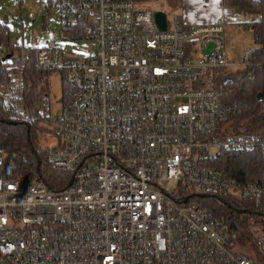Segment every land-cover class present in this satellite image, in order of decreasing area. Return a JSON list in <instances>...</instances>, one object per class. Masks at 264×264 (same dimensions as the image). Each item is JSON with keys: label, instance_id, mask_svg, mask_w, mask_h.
Wrapping results in <instances>:
<instances>
[{"label": "built area", "instance_id": "1", "mask_svg": "<svg viewBox=\"0 0 264 264\" xmlns=\"http://www.w3.org/2000/svg\"><path fill=\"white\" fill-rule=\"evenodd\" d=\"M60 8L61 31L37 47L35 65L41 81L58 72L70 97L52 116L28 111L13 72L0 101L8 119L48 129L46 157L73 179L51 187L16 176L0 146V264H254L235 250L221 218L189 195L260 194L264 209L262 182L213 163L220 149L262 138L215 130L212 71L230 65L226 14L194 25L166 15L160 30L155 9L132 0H62ZM68 38H91L96 49L69 55L59 44ZM250 58L248 50L241 67ZM27 61L25 54L20 67ZM254 65L262 70L264 59Z\"/></svg>", "mask_w": 264, "mask_h": 264}, {"label": "trees", "instance_id": "2", "mask_svg": "<svg viewBox=\"0 0 264 264\" xmlns=\"http://www.w3.org/2000/svg\"><path fill=\"white\" fill-rule=\"evenodd\" d=\"M61 1V0H59ZM141 5L152 0H132ZM226 6H234L241 13L260 14L262 19L248 23L249 28L254 29L255 41L260 47H253L251 63L246 67L236 69L229 74H219L212 71L213 87L219 91V110L221 111L215 129L220 134L227 132H253L260 134L261 139L255 141L249 148L244 149H220L213 163L223 166L228 174L240 180H259L264 184V68L257 70L255 61H262L264 57V0H222ZM53 4V3H52ZM7 25L0 20V42L8 35ZM9 44V42H8ZM9 58L0 56V84L8 83L11 74L6 66L17 65L20 67L23 55H29L26 67L22 69V86L24 91L25 105L28 111L38 113L34 98L37 94L34 83L37 75L35 65V52L37 47L10 45ZM17 69V68H16ZM35 75L34 81H30ZM64 84V83H63ZM44 89V88H43ZM46 86L44 90H47ZM71 87L63 85L65 102L70 97ZM232 107V110L229 108ZM5 107L0 101V146L8 152L13 151L11 156L15 162L14 174L26 178L38 176L51 187H62L67 184L71 171L55 168L46 157L48 146H41L38 141V133L43 129L37 121L15 120L16 124L7 123ZM12 120V119H9ZM244 123V129L239 130V123ZM231 123L232 128L228 125ZM37 155L40 163L37 167ZM208 196H197L193 193L191 197L198 200L206 207L212 216H219L225 225V230L230 234L236 251L245 254L254 264H264V242L257 249L252 241L249 246L247 238L250 231L247 223L261 225L264 231V209H258L256 202L262 203L260 194L248 196H235L226 192H210ZM220 198H223L222 201ZM230 203V205L228 204ZM237 209H248L249 212H239ZM252 219V223H251ZM255 221V222H254ZM249 224V225H250ZM247 226V227H246ZM242 239V251L237 243Z\"/></svg>", "mask_w": 264, "mask_h": 264}, {"label": "rangeland", "instance_id": "3", "mask_svg": "<svg viewBox=\"0 0 264 264\" xmlns=\"http://www.w3.org/2000/svg\"><path fill=\"white\" fill-rule=\"evenodd\" d=\"M61 1L0 0V20L4 22L9 29L8 35L0 42V56L2 58H9L11 44L40 47L44 45L47 40L58 37L61 31ZM141 5L151 6L155 10H164L168 19H170L172 15H179L178 0H152L151 2ZM248 19L249 14L241 13L238 10L229 13L228 22L225 25V46L227 60L230 61L231 64L227 66L224 71H218L217 73L227 75L234 72L237 68L240 69V62L245 52L251 50L253 47H260L254 39V29L247 26L248 23H250ZM59 44L64 49L65 53L73 56L87 55L96 49L95 41L91 38H68L59 40ZM13 66L14 65L10 64L6 66L8 73L13 76V72H19L23 80V68L19 67L16 69ZM36 78L37 79H35L34 75L30 80L34 81L35 79L34 83L37 89V94L34 98L35 107L41 115H45L48 110L49 114L52 116L60 110L63 103L64 84L61 76L58 72L54 71L49 73L46 81H41L39 76ZM3 84L4 83H1L0 87ZM46 86L48 89L44 90ZM228 125L232 128L231 123ZM242 129H244V123L241 122L239 123V130ZM53 139V136H51V133L45 126L43 129L41 128L38 133V141L41 146L51 144ZM9 155L10 157H14L15 153L9 150ZM252 222L251 219V223ZM247 224L250 229V231H248V236L252 234L251 239L247 238L248 245L250 246L252 241L253 246L260 249L264 242V231L261 225L258 223H255V225L250 223ZM241 242L242 239L240 244L237 243L239 245L237 247L240 251L244 250Z\"/></svg>", "mask_w": 264, "mask_h": 264}, {"label": "crops", "instance_id": "4", "mask_svg": "<svg viewBox=\"0 0 264 264\" xmlns=\"http://www.w3.org/2000/svg\"><path fill=\"white\" fill-rule=\"evenodd\" d=\"M178 4H179V15L187 25L214 23L217 21V19L220 17L222 13L226 14L224 31H225V25L228 22L229 13L238 10L234 6L224 5L222 3V0H178ZM158 10H162V9H158ZM261 19L262 16L260 14L251 13L249 14L248 22H255ZM249 51H251L252 54V50ZM229 63L231 64L230 61Z\"/></svg>", "mask_w": 264, "mask_h": 264}, {"label": "water", "instance_id": "5", "mask_svg": "<svg viewBox=\"0 0 264 264\" xmlns=\"http://www.w3.org/2000/svg\"><path fill=\"white\" fill-rule=\"evenodd\" d=\"M154 20L156 23V26L158 29L160 30H165L167 27V21H166V12L163 10H155L154 11ZM212 44H210L207 48L203 49V53L209 52L211 50ZM7 123L10 124H16L17 121L15 120H6ZM40 163V157L37 155V167L39 166ZM73 179V174L72 176L69 178L68 183H71ZM193 194L197 195V196H208L211 195L210 192H194ZM190 196L192 194H189ZM188 196H185L183 199H187ZM222 201H224L223 198H220ZM230 205V203H228ZM239 212H249L248 209H237Z\"/></svg>", "mask_w": 264, "mask_h": 264}]
</instances>
